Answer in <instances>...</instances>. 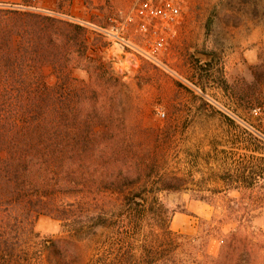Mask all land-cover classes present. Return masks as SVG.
<instances>
[{"label": "rangeland", "instance_id": "1", "mask_svg": "<svg viewBox=\"0 0 264 264\" xmlns=\"http://www.w3.org/2000/svg\"><path fill=\"white\" fill-rule=\"evenodd\" d=\"M69 1L72 8L77 3L74 12L0 6V52L6 62L12 53L25 69L39 72L32 95L9 72L0 78V98L11 104L46 97L43 87L48 88L62 128L70 115L77 120L74 134L90 127L95 134L125 137L134 158L120 163L139 165L140 178H151L156 191L177 190L157 197L166 208V226L194 239L195 261L185 257V264H210L234 227L214 231L236 207L231 200L253 193L228 190L223 179L251 170L254 148L264 158V142L256 141L264 140V0H181L175 25L150 29L166 37L155 59L147 55L152 32L134 25L120 31L138 0H65V5ZM53 53L55 63L48 59ZM31 54L45 61L22 62ZM133 176L139 178L137 171ZM155 225L149 220L132 232L122 223H91L78 235L65 222L41 216L32 235L34 262H63L66 255L75 264H96L110 249L119 250L121 236L128 235L137 248L151 242L162 234ZM257 225L264 228V218ZM44 244L59 248L43 255Z\"/></svg>", "mask_w": 264, "mask_h": 264}, {"label": "trees", "instance_id": "2", "mask_svg": "<svg viewBox=\"0 0 264 264\" xmlns=\"http://www.w3.org/2000/svg\"><path fill=\"white\" fill-rule=\"evenodd\" d=\"M57 57L53 53L48 59L55 63ZM27 58L37 64L45 61L40 60V55H32L24 56L22 62ZM6 59L0 52V78L9 77L10 72V76L26 83L19 88L32 95L31 82L38 80L39 72L33 66L25 69L12 53L8 62ZM43 89L46 97L17 99L11 104L0 98V264H36L32 235L41 216L65 222L78 235L91 223L101 227L110 222L139 232L149 220L162 231L141 248L128 235L121 236L119 250L110 249L106 259L96 264H185L187 257L195 261L194 239L166 226V208L157 197L163 190H177L166 186L156 191L147 181L151 178H140L143 170L139 165L133 167L131 161L120 163L118 159L134 158L128 146H124L125 137L95 134L90 127L74 134L72 127L77 120L70 115L62 128L58 102L48 88ZM87 122L88 119L84 126H89ZM101 140L108 143L102 145ZM118 140L122 143L118 144ZM256 141L264 142L259 137ZM260 151L252 150L251 170L240 169L233 178L223 179L228 190L253 193L248 198L231 200L237 208L223 215L214 231H221L223 225L234 227L210 264H264V228L257 225L264 218V158L257 156ZM134 171L139 178H132ZM98 194L108 195L99 198ZM187 247L192 252L183 257L182 251ZM58 248L56 244L45 248L44 244L40 253ZM61 259L63 262L52 263L75 264L66 255Z\"/></svg>", "mask_w": 264, "mask_h": 264}, {"label": "built area", "instance_id": "3", "mask_svg": "<svg viewBox=\"0 0 264 264\" xmlns=\"http://www.w3.org/2000/svg\"><path fill=\"white\" fill-rule=\"evenodd\" d=\"M181 11V0H138L134 11L120 24V31L123 32L134 25L144 33L152 32L154 39L149 45L147 55L150 59H155L165 49L166 37L159 29H150L157 24L165 27L175 25ZM161 116L165 117V114L162 113Z\"/></svg>", "mask_w": 264, "mask_h": 264}, {"label": "crops", "instance_id": "4", "mask_svg": "<svg viewBox=\"0 0 264 264\" xmlns=\"http://www.w3.org/2000/svg\"><path fill=\"white\" fill-rule=\"evenodd\" d=\"M70 3L69 1L65 5V0H0V6L25 7L46 13L64 12L65 10L74 12L77 3L75 2L73 8Z\"/></svg>", "mask_w": 264, "mask_h": 264}]
</instances>
